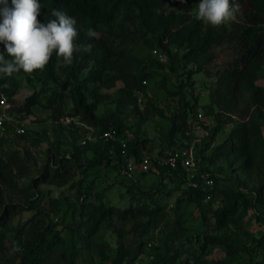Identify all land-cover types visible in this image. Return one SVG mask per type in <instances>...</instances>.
Segmentation results:
<instances>
[{
	"label": "trees",
	"instance_id": "obj_1",
	"mask_svg": "<svg viewBox=\"0 0 264 264\" xmlns=\"http://www.w3.org/2000/svg\"><path fill=\"white\" fill-rule=\"evenodd\" d=\"M39 2L42 6V21L54 18L53 9L75 17L80 31L77 42L91 47L88 51L74 54L72 64H62L57 71L55 65L59 59L54 54L43 71L25 74L28 83L34 85L37 82L39 88L24 97L19 104L11 99L20 82L13 76L2 75L0 78V93L10 101L15 112L28 115L33 107L39 106L50 112V120L55 125L52 128L51 151L47 153L38 177L30 181L27 189L46 181L50 184H64L80 169L85 172L104 166L112 158L102 154L103 149L115 156L117 170L127 160L138 162L143 157V142L134 140L126 144L125 155L122 157L116 143L96 139L80 146L78 140L87 130L73 124L66 128L56 123L60 118L76 119L82 125L92 128L95 137L110 130L116 136L124 138L122 132L128 128L122 117L129 107L135 108L136 91L145 95L146 86H142L141 82L145 80L148 84L151 78L150 62L164 66L155 58V61L149 59L152 49L166 55L171 72H174V64L181 65L182 70L188 64H194L195 71L189 69L185 72V85L191 86V75L198 73L204 64L212 61L211 49L224 45L229 48L231 59L214 74L213 88L208 93L209 103L200 108L202 114L212 120V127L207 136L199 141L196 155L203 154L208 149L209 152L206 156L200 155L198 161L195 156V178L189 184L179 169L157 167L154 172L158 176L159 185L167 178L174 179L182 187L181 198L177 202L195 206L201 224L211 218L214 230H221L243 219L249 210L256 221L264 224V88L254 85L259 73L264 71V0H232L234 5L239 4L237 21L218 28L196 20L194 15L189 16L190 10L198 5L199 0H186L185 3H181V0ZM175 6H181L183 13H176L173 10ZM168 8L170 10L167 12ZM89 29L96 32V37L86 35ZM136 44L144 46L148 54L140 53ZM170 45L176 48L173 54L169 50ZM116 83H120L121 87L113 99L114 107L107 108L96 116L97 106L108 97L101 94L100 89L108 90ZM6 84V88H2ZM44 91L47 93L44 94ZM176 93L179 96L178 108L170 117L166 133V143L169 148L172 147L169 151L178 145H186L184 141L189 143L192 136L188 134L186 118L197 107L195 103L186 100L180 93V88ZM68 103L69 106L66 105ZM232 116L237 121H233ZM227 122H233L227 136L210 148L215 135ZM63 132L73 138L67 141ZM176 135L179 138L176 139ZM178 139L182 142H178ZM5 143L0 142V146ZM88 151L94 154L90 159L85 158ZM167 152L159 150L155 156H162ZM7 155L5 164L0 160V183L5 185L13 178L6 172L7 168L15 169L18 177H23L26 173L25 165L15 154ZM200 161L205 162L206 166L199 167ZM213 161H217L219 167L209 170L207 166H212ZM151 171L153 170L148 172ZM220 172L226 176L223 178L228 185L219 189L220 199L212 206L213 192L223 182ZM205 178L212 180L211 188L203 186ZM245 184L249 188L243 191ZM80 185L81 180L77 182L75 203L71 206L67 222H63V218H55L54 222L51 218L46 222L40 218L43 211L37 212L35 209L41 202L38 192L32 200L24 196L25 200L21 205L0 203V254L13 244L17 264H45V254L52 251H60L62 257H68L69 264H74L79 248L88 249L91 237L103 222L113 218L121 222L145 219L144 222L136 223V227L142 228L159 216L161 208L151 197L156 195L160 186L149 192H141L134 186L129 205L116 207L105 204L101 193L81 188ZM206 197L208 199L204 201ZM48 207L44 216L55 217L58 211L55 203L50 201ZM22 211L30 213V216L17 223L14 228L8 227L10 220ZM7 229L13 231L12 241L6 235ZM184 233L185 229L176 221L164 239L161 251L152 255V264H221L204 258L205 249L207 246H221L227 238L213 234L195 237V241L199 243L197 254L185 247L189 239ZM78 242L81 246H78ZM250 242L255 243L252 249L237 245L247 256L246 264H251V254L264 242V238L251 239ZM143 245L144 243L137 245L133 254H130L127 248L119 244L109 264H130L142 253ZM98 253L102 260L106 259L102 248H99Z\"/></svg>",
	"mask_w": 264,
	"mask_h": 264
},
{
	"label": "rangeland",
	"instance_id": "obj_2",
	"mask_svg": "<svg viewBox=\"0 0 264 264\" xmlns=\"http://www.w3.org/2000/svg\"><path fill=\"white\" fill-rule=\"evenodd\" d=\"M196 7L197 5L190 10L189 16H193ZM169 10L170 8L166 9L167 12ZM173 10L179 14L183 13L181 6H175ZM236 21L237 18L234 22ZM136 48L143 55L148 54V50L144 46L136 44ZM169 50L173 54L176 48L170 45ZM211 53L213 55L212 61L204 64L198 73L191 75V86L185 85V72L189 69L195 71L194 64H188L184 70L180 67L181 65L174 64V72H171L168 69L166 55L164 61L160 63L164 64V66H157L153 64V61V63L150 62L151 78L148 84H146L145 95L140 99V103L136 102L135 108L129 107L122 117L128 128V130L122 132L123 135L121 134L124 136L126 144H130L134 140L143 142L144 150L142 155L150 157L155 156L159 150L167 152L172 148H169L166 143V133L170 117L178 108L177 102L179 96L176 93L178 88H180V93L184 95L189 103L197 105L195 109L201 108V106L209 103L208 93L213 88L214 74L222 69L231 59L229 48H226L224 45L213 47ZM151 56L150 52L149 59L155 61ZM62 64H64L62 59H59L55 65V71ZM1 76L2 74H0V78ZM25 76V73L22 71L13 74V77L20 82L13 98L15 104H19L24 97L31 94L32 91H37L39 88V83L36 82L34 85H30ZM254 85L264 88V71L259 73ZM6 86L7 84L2 85V88H6ZM120 87L121 84L116 83L114 87L108 90L100 89V93L108 97L97 106L95 111L96 116L102 114L107 108L112 109L114 107L113 99L116 97V91ZM45 93L47 91H44ZM245 97L246 94H244ZM243 102H245V99H243ZM66 105L69 106V103ZM49 114V111L39 106L33 107L30 114H24L26 122L24 133L21 136L12 135L5 145L0 146V160L3 164H5L4 161L6 156H8L7 154H15L26 167V173L23 177H18L15 169H6V172H9L13 178L7 185L0 183V203L21 205L25 200L24 196H27L28 200H32L36 197V192H38L41 202L36 205L35 209L37 212L43 211L40 218L44 222L48 218H51L53 222L55 218H58V220L59 218H63V222H67L71 206L75 203L77 182L80 180L81 188H90L92 192L101 193L105 204L116 207L129 205L131 201L130 194L134 191V186L141 192L154 191L160 186V190L156 195L151 197L161 208L158 218L142 228L136 227V223L139 220L121 222L113 218L103 222L96 234L91 237L88 249L79 248L78 257L75 258L74 264H109V261L115 256L119 244H122L130 254H133L140 243H144L142 253L130 264H152V255L155 252L161 251L162 243L167 238L176 221L179 222L181 228L185 229L184 236L189 239V243L185 244V247L189 251L197 253L199 243L195 241V237H201L203 234H213L227 238L223 245L207 246L205 249L204 258L221 264H246L247 256L238 246L252 249L255 247V243H251V239L258 240L264 238V224L256 221L250 210L243 219L221 230H214L211 218H208L206 223L201 224L199 213L195 206L177 202L181 198L182 187L178 186L174 179L173 181L165 178L159 185L158 176L154 170L143 174H124L119 168L117 170L115 156H111V152L105 149L101 150L102 154L111 157L112 160L106 162L104 166L89 169L85 172L83 169H80L64 184H50L46 181L37 184L32 189H27L30 181L38 177L47 153L51 151L50 144L53 140L52 128L55 125L50 120ZM236 119L233 121H237ZM232 123L227 122L223 125L219 133L215 135L210 148L224 140ZM211 127L212 125H209L206 129L209 130ZM63 134L68 138L67 141L73 138L67 132H63ZM87 134V132L82 134L81 139ZM194 135L197 136L191 134L192 138L200 136L199 133H194ZM178 142H182V140L179 141L178 139ZM184 143L189 144L190 142L184 141ZM198 149L199 142L194 145V157L196 156L197 161L200 155L206 156L209 152L208 149L203 154L197 156ZM93 156L94 154L90 151L85 154L86 159H90ZM204 166H206L205 162L200 161L199 167ZM212 166L207 167L209 170H212L213 168H218L219 164L217 161H213ZM219 174L223 182L222 185L218 184L215 188L216 191L213 192L212 206L220 199L219 189L228 185L226 180H224L226 176L221 172ZM238 180L241 179L238 178ZM248 188L249 185L245 184L242 190L245 191ZM50 201L55 203V207L58 210L56 216L53 218L44 216L45 212L49 210ZM204 201L207 200L204 199ZM29 216L30 213L25 211L18 213L10 220L8 227L14 228L17 223L22 222ZM141 221L144 222L145 219H141L139 222ZM6 235L12 241L14 236L13 231L7 229ZM180 241L182 242L183 240L181 239ZM79 245L81 246L80 242H78ZM99 248L103 249L106 256L105 260L100 258L98 253ZM68 260L67 256L65 258L62 257L60 251H52L45 254V264H69ZM17 262L18 259L15 256L13 244L12 247H9L4 253L0 254V264H17ZM251 264H264V242H261L257 250L251 254Z\"/></svg>",
	"mask_w": 264,
	"mask_h": 264
},
{
	"label": "clouds",
	"instance_id": "obj_3",
	"mask_svg": "<svg viewBox=\"0 0 264 264\" xmlns=\"http://www.w3.org/2000/svg\"><path fill=\"white\" fill-rule=\"evenodd\" d=\"M238 10L239 4L234 5L232 0H199L193 15L196 20L218 28L235 21ZM41 13L39 0H0V74L3 76L43 71L54 54L65 65H71L74 54L90 50V45L77 42L80 31L75 17L53 9L54 18L44 22ZM86 35L94 38L96 32L89 29Z\"/></svg>",
	"mask_w": 264,
	"mask_h": 264
},
{
	"label": "built area",
	"instance_id": "obj_4",
	"mask_svg": "<svg viewBox=\"0 0 264 264\" xmlns=\"http://www.w3.org/2000/svg\"><path fill=\"white\" fill-rule=\"evenodd\" d=\"M151 55L156 59L157 62L161 63L165 59V54L157 51L156 49L151 50ZM142 86H146V81L141 82ZM144 96L141 91H136L134 97L137 103H140V99ZM14 100V99H11ZM233 120L236 118L231 117ZM237 120V119H236ZM245 120V119H244ZM242 122V121H241ZM56 124H60L64 127H68L73 124L77 127H83L87 130V135L79 140L78 144L83 146L86 142H94L96 139L102 142L116 143L119 147V153L122 157L125 155L126 142L125 138L118 137L114 132L107 130L102 132L99 136L95 137L92 133V128L82 125L76 119L60 118ZM212 124V120L207 119L200 108H197L194 113H189L186 118V126L188 134L199 133V137L192 138L190 143L183 146H177L173 150L165 153L162 156H143L138 162L130 160L125 161V164L120 167V171L124 174H132L135 172L146 173L150 170H154L157 167H165L170 170L179 169L185 177V180L191 184L195 178L196 172V160L194 157V145L198 143L203 137L207 136V126ZM26 122L24 120V114L17 113L11 107L10 101L5 95L0 93V142H7L12 135L21 136L24 133ZM264 128V124H263ZM177 144V143H176ZM202 178V175H200ZM213 182L209 178H205L203 186L211 188ZM206 200L208 197L205 198Z\"/></svg>",
	"mask_w": 264,
	"mask_h": 264
}]
</instances>
